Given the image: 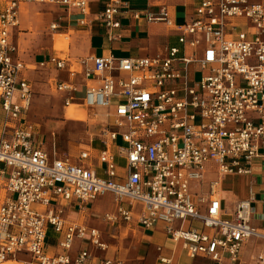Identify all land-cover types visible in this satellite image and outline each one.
Masks as SVG:
<instances>
[{
	"label": "built area",
	"instance_id": "2783aa9c",
	"mask_svg": "<svg viewBox=\"0 0 264 264\" xmlns=\"http://www.w3.org/2000/svg\"><path fill=\"white\" fill-rule=\"evenodd\" d=\"M24 2L75 12L81 26L89 15L88 0H0V263L27 255L22 264H122L92 253L107 250L97 229L65 217L70 205L80 209L109 194L114 211L103 215L107 223L133 222L143 230L162 225L174 243L182 242L189 259L206 264H264V234L251 226L254 193L237 201L226 217L218 190L222 176L245 175L253 160L264 157L263 4L199 0L193 16L179 24L166 4L149 6L153 12L128 10L136 21L173 29L179 47L136 58L69 61L53 55L38 64L40 70L58 71L69 64L70 76L90 82L82 103L102 110L105 119L99 176L89 153H80L76 163L50 158L34 141L35 127L26 117L34 89L12 40ZM128 7L129 2L107 0L94 16L108 38ZM61 21L49 30H58ZM192 64L199 67L198 80L189 77ZM51 82L67 94L64 108L70 106L77 86ZM208 171L216 178L206 182ZM186 220L199 222L201 230L184 228ZM250 240H259L261 248L246 262L242 247ZM158 262L173 264L167 257Z\"/></svg>",
	"mask_w": 264,
	"mask_h": 264
},
{
	"label": "crops",
	"instance_id": "0c3cea01",
	"mask_svg": "<svg viewBox=\"0 0 264 264\" xmlns=\"http://www.w3.org/2000/svg\"><path fill=\"white\" fill-rule=\"evenodd\" d=\"M122 2H129V9H122V14L120 16V27L114 30L110 38L107 37L104 27L98 21L94 20V16L102 11L107 0H88L89 15L86 16V25H79L78 20L82 19V16L70 12L65 14L60 7L54 8L50 5L36 4L31 2H24L20 4L19 9V28L13 32V43L17 46V55L26 66L32 65L34 68H28L23 72V75L29 80V77L35 74L42 75L46 77L41 78L42 82L38 83L42 89H47L50 91L49 80L56 78L57 81L63 82L65 84H75L77 90L74 94L84 91V86L89 84L87 80L81 75H76L74 77L70 76L68 73L69 64L63 70H55L53 68H48L42 70V72H35V68H38V64L48 59L49 56L57 55L51 52L49 49L45 52L30 54L27 49L21 51V46L19 43L21 35L27 36L32 35V29L30 26L31 20L26 22L29 27H22L23 14H25L24 6L31 4L33 6H48L51 10L46 14L48 18V23L46 26V31L49 35L55 34L54 36H60V39H64L66 36L69 38L68 53L66 54V60L73 61L79 58H85L87 56H108L112 55L118 58H136L145 56H155L164 55L166 50L170 47H179L176 40L177 33L166 26L164 23L160 22H146L144 20L136 21L129 13L126 11H137L143 12L149 8V11H155V8H150L149 6H155L157 4H166L169 10L171 19L174 20L176 24H179L185 20H188L193 16L194 8L198 4L199 0H121ZM253 3H261L264 6V0H250ZM179 15L182 19H178ZM41 17L39 13H36L34 17ZM61 18L60 28L56 31H50L49 26L53 22H57ZM33 20V19H32ZM25 22V21H24ZM26 39V38H23ZM55 39V38H54ZM68 44V42H67ZM62 50V49H61ZM58 51V50H54ZM58 56V55H57ZM195 64L190 66L189 77L191 80H195L194 69ZM49 72V73H48ZM48 74V76H47ZM33 89H35L33 87ZM55 92L61 97L64 104V99L67 97L65 92ZM72 94V96L74 95ZM73 102H77L73 97ZM72 102V103H73ZM71 108H66L64 113V120L72 121L74 114H83L85 119H87V109H83L78 105V103H73ZM64 109V106L62 107ZM32 124V123H31ZM35 127V126H34ZM36 133V132H35ZM34 141L36 142V137L34 134ZM40 143V142H39ZM38 143V145H40ZM37 144V143H36ZM116 144H120L117 141ZM60 151H56L54 147L53 150H44L50 158H64L67 157L74 163L77 162L78 155L80 153L87 152L90 154V162L92 168L98 174L102 165H100L96 158L99 151L102 148V144L93 147L92 144H83L79 141L72 140L68 138L65 144L63 143L60 147ZM93 151L96 155H93ZM111 153L114 154V160L120 166L124 165V160L119 156L114 147L111 148ZM249 173L245 175H224L220 179V184L223 185L222 189L219 188V199L221 202L222 210L226 217L230 216L234 205L237 201L246 199L249 196V192L254 193L255 201L253 202V212L251 216V226L255 228L261 234H264V197L262 194L263 190V179H264V157L255 159L251 162L248 167ZM209 172V171H208ZM216 175L211 172L205 174L204 180L207 182L211 179H215ZM204 193L207 192L206 184L202 187ZM98 199L91 202L78 209L75 204L67 207L65 211L66 220L70 223L83 224L87 227L97 229L101 234L102 241L107 245V252L103 255L108 258L117 259L122 262V264H127L125 259L121 257V239L123 238V233H130V238L134 240L139 239L143 247L141 248L142 257L148 256L151 258L150 264H158L159 257L171 258L173 264H206L208 262L202 259L191 260L188 258L186 251L183 249L182 242L174 243L169 237L164 234L163 226L157 225L154 229L143 230L138 226L133 227L132 230H128L126 224L124 223H107L103 222V227L99 228V224H96V219L101 217L103 221V215L107 213H112L114 211V205L111 212L107 211L103 214L101 206H99ZM79 221L82 223H79ZM176 227L179 226V222L174 224ZM191 226L198 230H201L202 226L199 222H189L186 220L183 223V227L186 228ZM128 231V232H127ZM126 237V236H124ZM124 239V238H123ZM114 243V244H113ZM116 244V245H115ZM50 246H53V242H49ZM78 243L75 244L73 250H77ZM261 248V242L259 240H250L245 243L242 247V257L243 260L250 261ZM95 256L104 257L99 253L98 250H91ZM135 262V261H134ZM128 264H137L128 263Z\"/></svg>",
	"mask_w": 264,
	"mask_h": 264
},
{
	"label": "rangeland",
	"instance_id": "374dc122",
	"mask_svg": "<svg viewBox=\"0 0 264 264\" xmlns=\"http://www.w3.org/2000/svg\"><path fill=\"white\" fill-rule=\"evenodd\" d=\"M54 8H57L53 6ZM51 10V7L48 6H33L31 4H26L24 6L25 14H23L22 19L25 21L22 22V27H29L26 21L31 20L32 26V35L23 36L21 35L19 43L21 46V51H27L30 54H37L41 52H45L46 50H50L54 52L58 56L62 58H66V54L68 53L69 47V38L66 36L64 39H60V36H54L55 34H50L46 31V26L48 23V18L45 16ZM36 13H39L41 17H34ZM33 19V20H32ZM178 19H182V16L179 15ZM26 38V39H23ZM55 38V39H54ZM68 42V44H67ZM62 49V50H61ZM58 50V51H54ZM28 68H34L32 65H28ZM35 72H42V70L35 68ZM49 73V72H48ZM201 73L199 71V67L196 66L194 69L195 80H198ZM48 76V74H47ZM46 77L44 74L40 75L35 74L33 78L29 77V81L32 83L34 89V95L32 98V103L27 112V120L35 126V137L36 143L40 144V147L44 150L51 151L53 148H56V151H60V147L62 144L67 142L68 138L72 140L79 141L83 144H92L93 147L101 144V126L104 123V113L100 109H87L83 105L84 91H80L73 95L74 99L78 103L77 106L87 109V119H85L83 114H74L76 117L72 119V121L64 120L63 116L65 113V109H62L64 106L61 97L55 92L54 86L52 82H49L52 86L50 87V91L47 89H42L38 85V83L42 82L41 78ZM49 77V76H48ZM51 81V80H49ZM72 103V104H73ZM71 104V105H72ZM93 155H96V152L93 151ZM120 165V164H118ZM99 176H103V169L98 173ZM223 185L220 184V189H222ZM219 190V188H218ZM99 206H101L103 214L107 211L111 212L113 209V197L112 195H105L98 199ZM140 210L138 206L136 212ZM96 224H99V228L103 227V222L101 217L98 216L96 219ZM79 223H82V221ZM128 230L133 231V227H136L133 222L126 224ZM128 232V231H127ZM48 237H54L55 234L52 232H48ZM126 236V237H124ZM121 239V257L125 259V262L128 263H136L137 264H150L151 258L148 256L142 257L141 248L143 245L140 240L135 238L132 240L130 238V233H123ZM114 244V243H113ZM116 245V244H115ZM108 250H106L107 252ZM105 252V253H106ZM99 253L103 255V252ZM104 256V255H103ZM27 255H23L19 257V260L12 261H4L2 263H15L22 264L20 261L28 260ZM135 261V262H134ZM127 263V264H128ZM161 264V263H158Z\"/></svg>",
	"mask_w": 264,
	"mask_h": 264
},
{
	"label": "bare ground",
	"instance_id": "6f19581e",
	"mask_svg": "<svg viewBox=\"0 0 264 264\" xmlns=\"http://www.w3.org/2000/svg\"><path fill=\"white\" fill-rule=\"evenodd\" d=\"M73 105H74V104H72V105H70V106H68V107H66V108H67V109H68V108H71ZM86 108H87V109H92V108H89V107H86ZM218 188H220V184H219ZM2 264H7V263H2ZM11 264H15V263H11Z\"/></svg>",
	"mask_w": 264,
	"mask_h": 264
}]
</instances>
